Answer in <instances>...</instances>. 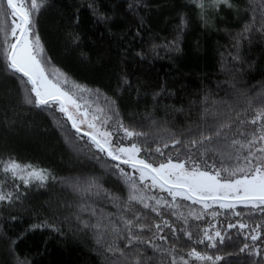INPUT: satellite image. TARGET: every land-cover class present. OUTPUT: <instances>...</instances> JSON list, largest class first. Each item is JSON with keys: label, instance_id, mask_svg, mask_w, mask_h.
Here are the masks:
<instances>
[{"label": "trees", "instance_id": "obj_1", "mask_svg": "<svg viewBox=\"0 0 264 264\" xmlns=\"http://www.w3.org/2000/svg\"><path fill=\"white\" fill-rule=\"evenodd\" d=\"M90 2L93 0H46L35 17V31L41 38L44 58L51 62L50 71L58 70L76 84L92 90L91 94H84V100L92 101L93 109L97 104L106 106L105 97L115 100L119 119L137 131L148 133L147 143L144 138L135 142L145 148L161 147L163 157L154 151L139 153L140 158L154 165L161 160L166 162L169 155L173 160L186 159L182 146L169 142L167 148L163 147L170 133L179 134L189 128L195 131L198 125L207 127L234 118L248 107L249 97H255L264 84V34L257 31L261 28L260 0L251 3L235 0L247 10L237 15L230 9H222L211 16L208 26H203L189 0H94L99 12L109 17L106 21L93 15L88 7ZM25 3L30 6L31 0ZM0 4L6 8V0H0ZM181 13L187 19V27L180 34L177 51L170 42L179 32ZM253 17L254 27L247 34L250 38L239 39L237 45L238 33ZM11 23L9 15L7 24ZM237 56L239 59H234ZM122 78L130 86L123 85ZM162 85L164 91L154 100L153 94ZM258 102L254 100V106ZM205 108L208 112L202 120ZM253 114L251 110L247 113L249 117ZM9 158L48 169L57 180L50 178L43 187L39 182L25 187L21 181L0 172L4 190L20 196L11 203L0 202V264H16L17 257L26 259L28 264H120L119 253L103 252L96 243L94 230L81 226L76 212L77 205L84 201L61 182L96 177L105 188L126 196L124 183L112 174L111 166L117 162L92 147L83 131L77 134L62 113L55 109L42 111L22 102L18 81L6 71L0 43V161ZM194 159H199L198 154ZM121 167L133 173L129 166ZM152 192L171 200L166 192L158 189ZM94 202L98 213L100 209L116 212L110 203L87 199L88 204ZM180 203L185 211L188 206L197 211L201 207L190 201L180 200ZM213 209L226 213L211 221L222 233L228 223L242 221L251 228L264 220V214L241 204L236 206L237 211L244 213L241 217L220 210L218 205H213ZM80 216L89 219L88 212ZM210 219L206 215L203 221L189 222L205 227ZM44 221L59 231L49 227L30 228ZM250 228L228 229L223 233L224 242L217 241L216 248H207V241L195 247L223 257L217 264H254L256 260L264 264V230L255 242L261 255L250 256L247 250L240 251L245 243L250 246L254 243L245 238L244 233H249ZM182 241L181 254L187 258L186 251L193 245L184 237ZM119 243L123 247V242ZM148 255H152L151 250Z\"/></svg>", "mask_w": 264, "mask_h": 264}, {"label": "snow or ice", "instance_id": "obj_2", "mask_svg": "<svg viewBox=\"0 0 264 264\" xmlns=\"http://www.w3.org/2000/svg\"><path fill=\"white\" fill-rule=\"evenodd\" d=\"M189 2L197 9V16L203 22V26H208L211 16L219 14L222 9H230L237 15L247 10L235 0H189ZM45 3L46 0H31L29 6L25 0H6V8L0 4V43L3 45L6 71L18 81L24 104L42 111L51 112L55 109L62 113L77 134L83 131V136L88 137L92 147L99 153L106 154L111 161L117 162L111 166L112 174L122 180L126 189V196L120 195L112 189L105 188L96 177H90L85 181L62 180L61 182L66 183L80 196L81 201H84L77 205V220L84 229L94 230L96 243L103 252L113 255L119 253L120 264H193V262L217 264L223 257L198 251L195 245L207 241V248H216L217 241L224 242L223 233L228 229L238 228L243 231L249 229L250 225L242 221L236 224L228 223L222 233L216 223L211 221L226 213L214 210L213 205H218L220 210H227L236 217L244 215L236 210L238 204L246 208L250 206L251 210H258L264 214V84H261L260 91L255 97H249L248 107L237 112L234 118L229 117L207 127L201 124L195 131L189 128L179 134L170 133V139L163 147L167 148L169 142L173 146H182L186 150V159L173 160L169 155L166 162L161 160L158 165H154L148 159L139 158L138 154L154 151L163 157L164 152L159 146L151 149L134 142L138 138H144L147 143L148 133L137 131L135 127L119 119L120 113L115 100L105 97L106 106L101 107L97 104L93 109V102L84 100V94H91L92 90L76 84L58 70H52L50 73L48 64L51 62L45 60L41 38L35 31L36 13ZM88 7L99 20L109 19L99 12L94 0ZM259 7L261 28L257 31L264 34V0H260ZM251 10L253 13L256 11L254 5ZM9 15L12 19L10 26L7 24ZM186 27L187 19L181 13L179 32L176 39L170 42L177 51L180 34ZM253 27L254 17L253 20L246 22L242 31L238 33L237 45L239 39L250 38L247 34ZM122 84L129 85V81L122 78ZM163 91L162 85L160 91L153 94V99L155 100ZM96 95L97 98L101 95L98 89ZM78 98L84 100V103L78 102ZM254 100L259 101L255 106ZM250 110L254 113L251 117L247 115ZM207 112L208 109L205 108L201 113L202 120ZM81 125H86V130H82ZM60 127L63 125L60 124ZM120 133H123V136H120ZM124 140L132 142L125 145ZM179 151L180 148L177 147V152ZM197 154L199 159H194ZM121 165L129 166L133 173L125 171ZM0 172H3L5 177L10 175L14 181H21L25 187L33 182H39V186L43 187L50 178L53 181L57 180L48 169L32 164H21L13 158L0 161ZM4 187L5 182L0 180V202L11 203L20 199L18 194L5 191ZM153 189L166 192L171 200L154 194ZM16 191L18 193L19 189ZM177 198L190 201L193 205H200V210L188 206L185 211ZM87 199L110 203L116 212L106 213L104 209H100L98 213L95 202L88 204ZM137 205L139 207H136ZM210 209L213 210L209 211ZM82 212H88L89 219H81ZM206 215L211 219L205 227L189 222L203 221ZM44 227L59 231L46 221L30 226L33 230ZM262 230L264 220L251 227L249 233H244L245 238L251 239L254 243L251 246L245 243L240 251L247 250L250 256L261 255L260 247L255 242L261 236ZM182 237L193 245L186 251L187 258L181 254L184 252ZM119 242H123V247H120ZM12 243L15 244V241ZM149 250L152 255H148ZM16 264H28V261L17 257ZM254 264L262 262L256 260Z\"/></svg>", "mask_w": 264, "mask_h": 264}, {"label": "rangeland", "instance_id": "obj_3", "mask_svg": "<svg viewBox=\"0 0 264 264\" xmlns=\"http://www.w3.org/2000/svg\"><path fill=\"white\" fill-rule=\"evenodd\" d=\"M49 70H50V68H49ZM50 73H51V71H50ZM78 102H80V103H84V102H82V101H80L79 99H78ZM90 110V109H89ZM91 111V110H90ZM81 128H82V130H86V125H81ZM120 136H123V133H120ZM132 141H129V140H124L123 141V143L125 144V145H128V144H130ZM135 142V141H134ZM138 156H139V154H138ZM140 158V157H139Z\"/></svg>", "mask_w": 264, "mask_h": 264}]
</instances>
